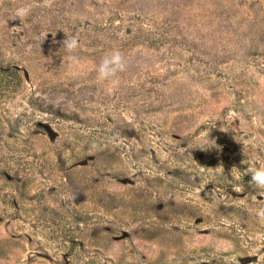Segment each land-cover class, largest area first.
<instances>
[{"label":"rangeland","instance_id":"obj_1","mask_svg":"<svg viewBox=\"0 0 264 264\" xmlns=\"http://www.w3.org/2000/svg\"><path fill=\"white\" fill-rule=\"evenodd\" d=\"M42 2L0 0V264H264V0Z\"/></svg>","mask_w":264,"mask_h":264},{"label":"clouds","instance_id":"obj_2","mask_svg":"<svg viewBox=\"0 0 264 264\" xmlns=\"http://www.w3.org/2000/svg\"><path fill=\"white\" fill-rule=\"evenodd\" d=\"M54 0H43L41 7L50 8ZM31 11L30 7H21L16 9L12 19H23ZM55 37V34H53ZM62 47L68 52H73L79 47V41L77 37L66 38L62 41ZM77 58L72 57L75 61ZM127 61L124 55L119 50H113L110 54H106L100 64L97 67V78L100 81H109L110 87L106 91L110 94L119 85V73L126 71ZM248 173L251 176V183L257 189H264V167L260 168H249ZM257 215L264 218V208H260L257 211Z\"/></svg>","mask_w":264,"mask_h":264}]
</instances>
